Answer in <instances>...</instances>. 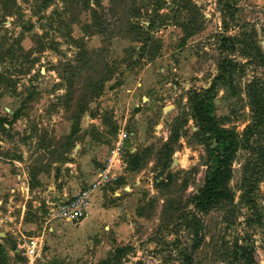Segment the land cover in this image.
<instances>
[{
    "label": "rangeland",
    "instance_id": "obj_1",
    "mask_svg": "<svg viewBox=\"0 0 264 264\" xmlns=\"http://www.w3.org/2000/svg\"><path fill=\"white\" fill-rule=\"evenodd\" d=\"M0 232V264H264V0H0Z\"/></svg>",
    "mask_w": 264,
    "mask_h": 264
},
{
    "label": "built area",
    "instance_id": "obj_2",
    "mask_svg": "<svg viewBox=\"0 0 264 264\" xmlns=\"http://www.w3.org/2000/svg\"><path fill=\"white\" fill-rule=\"evenodd\" d=\"M128 136V133L121 132L119 134V141L116 142L114 149L112 150L111 162H120L121 155L123 151V140ZM90 190L84 189L81 190L78 194L73 196V198L64 202L60 207V215L64 217L66 220L71 222H79L82 220L87 213V205L89 201ZM24 253L28 256H34L37 253V242L34 239L25 245Z\"/></svg>",
    "mask_w": 264,
    "mask_h": 264
},
{
    "label": "trees",
    "instance_id": "obj_3",
    "mask_svg": "<svg viewBox=\"0 0 264 264\" xmlns=\"http://www.w3.org/2000/svg\"><path fill=\"white\" fill-rule=\"evenodd\" d=\"M227 71H228V67L225 65V63H223L221 73L215 77V80H214L212 86L206 90V92L204 93V96L202 98H198V100H196V102H195V110H194L195 115L200 119L203 126L207 127L211 132H213V131L218 132V135L216 138L217 142H224V141L226 142V140L228 139V136H227V133L222 131V130H215L216 128L214 127V125L207 118L206 107H207V104L210 101L211 97L213 98V96L216 92L217 83L219 81H221L222 78L225 77ZM220 161L221 160H219V162ZM218 170H220V166L218 167ZM213 181H214V179H212L210 181V185H212L214 183ZM209 189H210L209 190V196H211L212 194H214L216 192V190H214V186L209 187ZM204 203L206 204V201Z\"/></svg>",
    "mask_w": 264,
    "mask_h": 264
},
{
    "label": "water",
    "instance_id": "obj_4",
    "mask_svg": "<svg viewBox=\"0 0 264 264\" xmlns=\"http://www.w3.org/2000/svg\"><path fill=\"white\" fill-rule=\"evenodd\" d=\"M0 233H3V232H0Z\"/></svg>",
    "mask_w": 264,
    "mask_h": 264
}]
</instances>
